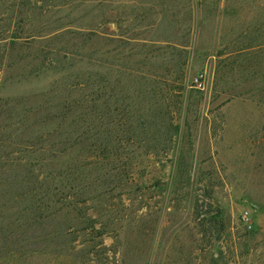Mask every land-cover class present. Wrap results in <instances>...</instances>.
I'll return each mask as SVG.
<instances>
[{
	"label": "rangeland",
	"instance_id": "374dc122",
	"mask_svg": "<svg viewBox=\"0 0 264 264\" xmlns=\"http://www.w3.org/2000/svg\"><path fill=\"white\" fill-rule=\"evenodd\" d=\"M0 264H264V0H0Z\"/></svg>",
	"mask_w": 264,
	"mask_h": 264
},
{
	"label": "built area",
	"instance_id": "2783aa9c",
	"mask_svg": "<svg viewBox=\"0 0 264 264\" xmlns=\"http://www.w3.org/2000/svg\"><path fill=\"white\" fill-rule=\"evenodd\" d=\"M192 83L195 85V87L197 89H203L205 88V85H206V79H205V75L201 74V75H197Z\"/></svg>",
	"mask_w": 264,
	"mask_h": 264
},
{
	"label": "trees",
	"instance_id": "16d2710c",
	"mask_svg": "<svg viewBox=\"0 0 264 264\" xmlns=\"http://www.w3.org/2000/svg\"><path fill=\"white\" fill-rule=\"evenodd\" d=\"M22 213H25V211H23Z\"/></svg>",
	"mask_w": 264,
	"mask_h": 264
}]
</instances>
